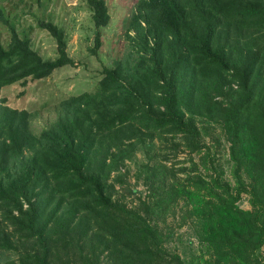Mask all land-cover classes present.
I'll list each match as a JSON object with an SVG mask.
<instances>
[{
    "label": "trees",
    "instance_id": "trees-1",
    "mask_svg": "<svg viewBox=\"0 0 264 264\" xmlns=\"http://www.w3.org/2000/svg\"><path fill=\"white\" fill-rule=\"evenodd\" d=\"M5 1L0 92L74 64L61 26L38 19L58 51L43 58ZM85 1L96 53L110 12ZM124 33L135 55L104 63L39 132L0 94V264H264V0H136ZM205 134L228 142L233 184ZM169 215L193 229L189 258L167 247Z\"/></svg>",
    "mask_w": 264,
    "mask_h": 264
},
{
    "label": "rangeland",
    "instance_id": "rangeland-1",
    "mask_svg": "<svg viewBox=\"0 0 264 264\" xmlns=\"http://www.w3.org/2000/svg\"><path fill=\"white\" fill-rule=\"evenodd\" d=\"M135 1L106 0L110 19L101 30L103 40L96 53H92L89 49L94 43L95 27L91 17L92 10L85 0H6L2 3L5 14L14 24L18 34L29 35L31 46L43 58L56 57L58 51L55 37L46 28L39 26L38 19L50 18L61 26L68 38L67 53L74 60V64L58 67L48 76L29 77L25 84L17 81L1 88L0 94L6 97L8 105L27 108L31 111V127L35 132H39L41 128L58 117L60 100L69 94L94 88L95 82L102 76L101 69L104 63H112L115 58L122 60L129 55V52L135 55L133 45L124 33L126 21L129 20L134 9ZM9 37V28L0 22V40L3 45L7 44ZM218 130L217 127L216 131ZM204 138L208 145H212V149L217 148L215 164L217 163L218 168L224 169V178L229 179L233 184L228 159V142L221 138L215 146L209 135L205 134ZM154 140L159 143L158 137ZM137 155L142 158L140 153ZM185 156V151L178 152L179 158ZM194 159L198 161L199 154H194ZM123 169L129 170L126 177L129 184L141 190L143 195L146 184L141 179H136L133 161L127 160ZM201 169L204 170L202 166ZM133 197L137 201L135 193L128 194L125 200L130 201ZM239 204L244 208L250 207L247 194H242ZM166 221V225L159 224L162 229L167 232L170 227H173L174 231L166 242L167 247L180 252L187 258L191 257L192 253H197L199 247L190 224L185 223L177 227L171 215Z\"/></svg>",
    "mask_w": 264,
    "mask_h": 264
}]
</instances>
